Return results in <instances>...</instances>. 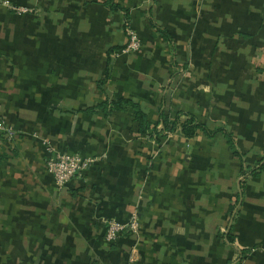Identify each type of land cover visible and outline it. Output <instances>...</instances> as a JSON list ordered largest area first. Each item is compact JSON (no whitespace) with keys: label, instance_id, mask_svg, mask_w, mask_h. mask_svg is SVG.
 <instances>
[{"label":"crops","instance_id":"0c3cea01","mask_svg":"<svg viewBox=\"0 0 264 264\" xmlns=\"http://www.w3.org/2000/svg\"><path fill=\"white\" fill-rule=\"evenodd\" d=\"M9 1L27 10L0 4V120L18 131L0 264H264V0ZM128 30L141 47L123 53ZM188 114L212 135L184 136ZM54 152L94 161L59 188ZM132 213L138 234L106 242Z\"/></svg>","mask_w":264,"mask_h":264},{"label":"built area","instance_id":"2783aa9c","mask_svg":"<svg viewBox=\"0 0 264 264\" xmlns=\"http://www.w3.org/2000/svg\"><path fill=\"white\" fill-rule=\"evenodd\" d=\"M0 4L16 11H26V8H16L9 0H0ZM128 39L121 49L123 53L133 52L141 47L139 36L133 30H128ZM18 131L4 119L0 120V146L11 145L15 142ZM94 161L92 157H83L77 153L54 152L48 153L45 159L46 170L52 175L54 183L61 188L76 175H80ZM136 213H132L125 221L115 218L106 220L103 238L106 242L116 241L122 234L137 235L140 229Z\"/></svg>","mask_w":264,"mask_h":264},{"label":"trees","instance_id":"16d2710c","mask_svg":"<svg viewBox=\"0 0 264 264\" xmlns=\"http://www.w3.org/2000/svg\"><path fill=\"white\" fill-rule=\"evenodd\" d=\"M109 103L114 109H121L123 105H130L134 109L135 120L138 123L139 132L141 133L147 132L148 128L150 127V124L147 119V115L145 111L140 107L138 103L128 100V99L111 100ZM109 103L107 101H104L102 104H100V106L106 107L107 104ZM178 118H179V114H177L173 120H169V117L167 115H165L164 113H161L159 123H162L163 125L162 131H173L178 122ZM154 131L155 130H152V132ZM198 131H202L203 133L207 135H212L213 133L207 128L206 124L200 123L199 121H197V119L193 115L188 114L187 119L183 121L181 125V133L186 137H192L196 135ZM125 235H129V233L122 234L117 240H119L122 236H125ZM116 241L111 242V243H115Z\"/></svg>","mask_w":264,"mask_h":264}]
</instances>
